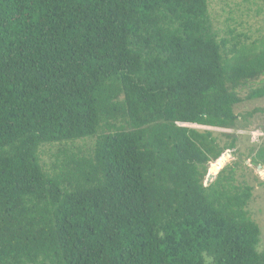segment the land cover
<instances>
[{"label": "trees", "instance_id": "obj_1", "mask_svg": "<svg viewBox=\"0 0 264 264\" xmlns=\"http://www.w3.org/2000/svg\"><path fill=\"white\" fill-rule=\"evenodd\" d=\"M263 75L264 41L221 38L209 0H0V264H264L253 187L207 180L235 138L194 128L235 129Z\"/></svg>", "mask_w": 264, "mask_h": 264}, {"label": "rangeland", "instance_id": "obj_2", "mask_svg": "<svg viewBox=\"0 0 264 264\" xmlns=\"http://www.w3.org/2000/svg\"><path fill=\"white\" fill-rule=\"evenodd\" d=\"M209 14L212 26L221 38L239 40L245 43L264 41V0H209ZM264 83V75L249 81L237 92L246 98L250 92ZM264 99L244 101L235 107L239 116L233 130L194 126L199 130H211L219 138L222 146L236 140V147L226 151L227 163L220 170L228 167L234 170L237 182L253 187V197L248 206L250 217L261 228L259 252L264 253V181L263 172L258 171L249 158L254 146L264 144ZM251 114V116H250ZM192 127V126H191ZM228 135L232 137H228ZM96 138L85 139L68 144H50L40 148L42 166L52 171L66 157L73 154L89 156L95 147ZM214 165L212 163L211 166ZM264 171V168H263Z\"/></svg>", "mask_w": 264, "mask_h": 264}, {"label": "water", "instance_id": "obj_3", "mask_svg": "<svg viewBox=\"0 0 264 264\" xmlns=\"http://www.w3.org/2000/svg\"><path fill=\"white\" fill-rule=\"evenodd\" d=\"M223 156H224V155H222L221 158H223ZM226 163H227V162H224L223 166H225ZM263 168H264V167H263L262 165L257 166V169H258V171H259L260 173H261V171L263 170ZM220 171H221V170H220ZM217 174H218V173H216V166H215V165H212L211 168H210V170H209V175H208V178H207L208 182H211V181L216 177ZM262 178H263V181H264V174H263Z\"/></svg>", "mask_w": 264, "mask_h": 264}]
</instances>
